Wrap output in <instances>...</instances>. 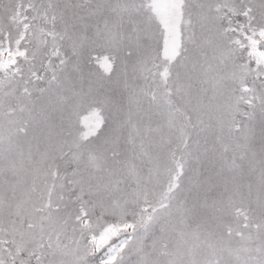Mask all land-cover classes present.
<instances>
[{
	"label": "snow or ice",
	"instance_id": "snow-or-ice-1",
	"mask_svg": "<svg viewBox=\"0 0 264 264\" xmlns=\"http://www.w3.org/2000/svg\"><path fill=\"white\" fill-rule=\"evenodd\" d=\"M0 264H264V0H0Z\"/></svg>",
	"mask_w": 264,
	"mask_h": 264
}]
</instances>
